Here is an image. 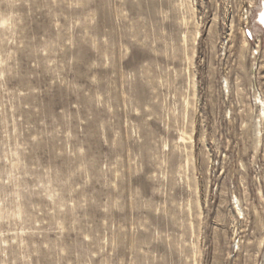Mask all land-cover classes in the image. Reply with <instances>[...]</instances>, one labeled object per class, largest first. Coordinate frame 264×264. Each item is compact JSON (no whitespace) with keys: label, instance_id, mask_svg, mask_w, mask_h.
<instances>
[{"label":"rangeland","instance_id":"rangeland-1","mask_svg":"<svg viewBox=\"0 0 264 264\" xmlns=\"http://www.w3.org/2000/svg\"><path fill=\"white\" fill-rule=\"evenodd\" d=\"M241 7L0 0V264H264Z\"/></svg>","mask_w":264,"mask_h":264},{"label":"built area","instance_id":"built-area-1","mask_svg":"<svg viewBox=\"0 0 264 264\" xmlns=\"http://www.w3.org/2000/svg\"><path fill=\"white\" fill-rule=\"evenodd\" d=\"M236 1V0H235ZM237 0L242 5L239 14L244 20L242 30L243 38L249 43H255L260 38V34L264 33V20L261 19L263 13L262 6L259 8L260 0Z\"/></svg>","mask_w":264,"mask_h":264},{"label":"bare ground","instance_id":"bare-ground-1","mask_svg":"<svg viewBox=\"0 0 264 264\" xmlns=\"http://www.w3.org/2000/svg\"><path fill=\"white\" fill-rule=\"evenodd\" d=\"M261 6L263 7L262 8L263 13L261 14V19L264 20V0H261L259 8H261ZM197 26H198V24H197ZM193 36H194L193 37L194 41H196L197 38L200 36V32H199V29L198 28L195 30ZM247 47H248V43L245 40V41H243V49L244 48L246 49ZM225 83H226V89L225 90H227V92H228L229 85H228V82L227 81H225ZM257 102L259 103V116H258V119H257L256 126H257V133H258L257 135L259 136V134H261L260 133L261 132L260 131V127H261L262 122L264 120V101H263V98L257 97ZM236 203H237V209H238L239 213L240 214H243L244 212L241 209V206L239 204V200Z\"/></svg>","mask_w":264,"mask_h":264}]
</instances>
